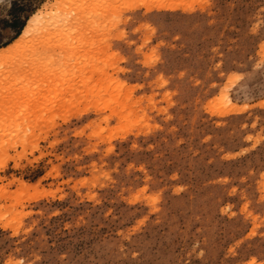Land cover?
<instances>
[{
	"label": "rangeland",
	"instance_id": "rangeland-1",
	"mask_svg": "<svg viewBox=\"0 0 264 264\" xmlns=\"http://www.w3.org/2000/svg\"><path fill=\"white\" fill-rule=\"evenodd\" d=\"M11 40L0 264H264V0H0Z\"/></svg>",
	"mask_w": 264,
	"mask_h": 264
},
{
	"label": "bare ground",
	"instance_id": "bare-ground-1",
	"mask_svg": "<svg viewBox=\"0 0 264 264\" xmlns=\"http://www.w3.org/2000/svg\"><path fill=\"white\" fill-rule=\"evenodd\" d=\"M58 1L56 3H54L52 6H51V10L50 11H41L39 13H36L29 21V24L27 25L26 30L30 29L32 26H36V29L37 31L41 32V33H44V32H47V30H50V28L54 25L56 26L55 24L57 25H62L60 23V21L62 22V20L64 21V23H66L65 21H68L70 20V18L73 16V13H72V16H71V11L63 8L62 6L58 5ZM174 8V6H173ZM66 11H65V10ZM71 17H70V16ZM59 22V23H58ZM63 23V22H62ZM63 23V24H64ZM67 24H69L67 22ZM63 26V25H62ZM10 46V45H9ZM8 46V47H9ZM4 49V48H3ZM2 51V50H1ZM235 109H241L240 106L236 105V104H231Z\"/></svg>",
	"mask_w": 264,
	"mask_h": 264
},
{
	"label": "trees",
	"instance_id": "trees-1",
	"mask_svg": "<svg viewBox=\"0 0 264 264\" xmlns=\"http://www.w3.org/2000/svg\"><path fill=\"white\" fill-rule=\"evenodd\" d=\"M23 28H24V27L20 28V30L16 32L17 34H16V36L13 38V40H14L16 37H18V35H20V33L22 32ZM13 40H11V41H9V42H6V43H4V44H3V45H1L0 47H3V46H5V45H7V44L11 43Z\"/></svg>",
	"mask_w": 264,
	"mask_h": 264
}]
</instances>
